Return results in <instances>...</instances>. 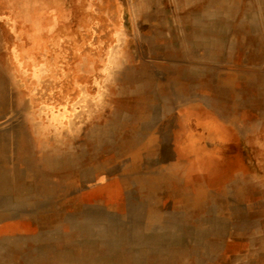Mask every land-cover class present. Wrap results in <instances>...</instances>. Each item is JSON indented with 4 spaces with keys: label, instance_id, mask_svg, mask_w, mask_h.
Returning a JSON list of instances; mask_svg holds the SVG:
<instances>
[{
    "label": "rangeland",
    "instance_id": "obj_1",
    "mask_svg": "<svg viewBox=\"0 0 264 264\" xmlns=\"http://www.w3.org/2000/svg\"><path fill=\"white\" fill-rule=\"evenodd\" d=\"M0 240L264 264V0H0Z\"/></svg>",
    "mask_w": 264,
    "mask_h": 264
},
{
    "label": "crops",
    "instance_id": "obj_2",
    "mask_svg": "<svg viewBox=\"0 0 264 264\" xmlns=\"http://www.w3.org/2000/svg\"><path fill=\"white\" fill-rule=\"evenodd\" d=\"M6 240H0V264H43V259L38 255L36 247L25 249L13 248L11 251L5 244Z\"/></svg>",
    "mask_w": 264,
    "mask_h": 264
}]
</instances>
